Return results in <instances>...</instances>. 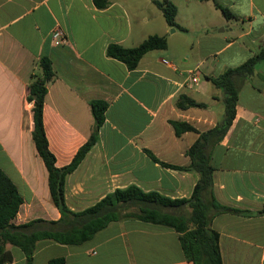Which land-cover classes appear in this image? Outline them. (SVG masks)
<instances>
[{"label": "crops", "instance_id": "0c3cea01", "mask_svg": "<svg viewBox=\"0 0 264 264\" xmlns=\"http://www.w3.org/2000/svg\"><path fill=\"white\" fill-rule=\"evenodd\" d=\"M170 1L182 29L168 26L154 0H110L105 9L94 0H0V168L24 199L18 223L61 217L33 141L27 99L44 55L55 71L44 125L58 167L69 165L90 139L92 102L108 104L98 142L66 178L72 211L131 185L172 200L191 197L200 173L186 168L192 162L187 151L225 115L224 93L209 78L262 49L264 0ZM216 4L236 18L227 19ZM56 27L66 33V44L53 42ZM152 35L166 36L168 47L147 53L135 70L107 54L111 44L133 48ZM183 95L205 106L180 109ZM172 121L199 133L177 136ZM210 152L217 200L254 213L214 218L223 264H264V63L244 82L232 126ZM7 249L14 257L9 264H25L19 248ZM54 258L66 264H194L176 231L135 219L112 222L83 245L39 242L33 264Z\"/></svg>", "mask_w": 264, "mask_h": 264}, {"label": "trees", "instance_id": "16d2710c", "mask_svg": "<svg viewBox=\"0 0 264 264\" xmlns=\"http://www.w3.org/2000/svg\"><path fill=\"white\" fill-rule=\"evenodd\" d=\"M109 2L110 0H94L98 9L107 8ZM154 4L162 11L168 26L179 27L176 24L177 7L172 1L154 0ZM216 6L227 19L236 18L227 8L218 4ZM167 47L166 36L152 35L133 48L111 44L107 54L123 62L129 70H135L147 53L165 50ZM262 63H264V46L243 64L228 68L217 77L209 78L212 84L224 93L225 115L215 128L199 133L188 123L171 122L177 136L189 131L200 134L199 139L187 151L192 162L186 168L200 173V179L190 198L172 200L158 192H144L139 187L131 185L117 189L92 207L75 212L66 204V178L78 168L98 142L108 104L104 101L92 102L95 124L90 139L80 148L69 165L58 167L56 157L49 148L44 125L45 99L49 85L55 78V71L52 60L46 55L42 56L38 61V71L32 76L28 85L27 99L32 104L33 141L47 168L51 198L61 217L56 221L34 219L28 223H18L17 215L24 204V199L13 181L0 168V264H9L14 260L13 254L7 249L8 245L17 247L23 252L26 258L25 264H33L37 245L41 241L49 240L70 246L83 245L91 241L110 223L124 219H135L176 231L186 260L194 264H223L220 235L212 228L214 218L225 213L246 217L254 213L225 206L217 200L214 191V168L210 164V150L214 144L222 141L230 130L236 116L240 90L245 81L253 79ZM203 106H205L203 103H198L185 95L180 96L177 101V107L180 109ZM149 154L158 161L151 152ZM48 264H66V261L64 258H54Z\"/></svg>", "mask_w": 264, "mask_h": 264}, {"label": "built area", "instance_id": "2783aa9c", "mask_svg": "<svg viewBox=\"0 0 264 264\" xmlns=\"http://www.w3.org/2000/svg\"><path fill=\"white\" fill-rule=\"evenodd\" d=\"M52 39L54 43L57 44H66L68 42L66 33L63 31L61 27H56L52 33ZM194 81L197 79L194 78Z\"/></svg>", "mask_w": 264, "mask_h": 264}, {"label": "water", "instance_id": "95a60500", "mask_svg": "<svg viewBox=\"0 0 264 264\" xmlns=\"http://www.w3.org/2000/svg\"><path fill=\"white\" fill-rule=\"evenodd\" d=\"M174 30H175V29H174ZM174 30H173V31H174Z\"/></svg>", "mask_w": 264, "mask_h": 264}]
</instances>
